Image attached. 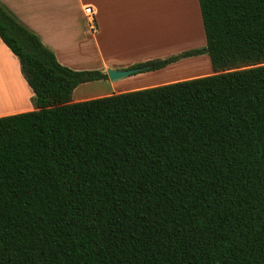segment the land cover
<instances>
[{
  "label": "trees",
  "instance_id": "1",
  "mask_svg": "<svg viewBox=\"0 0 264 264\" xmlns=\"http://www.w3.org/2000/svg\"><path fill=\"white\" fill-rule=\"evenodd\" d=\"M213 74L71 102L75 71L0 3L33 110L0 117V264H264V0H197ZM138 73V74H139Z\"/></svg>",
  "mask_w": 264,
  "mask_h": 264
},
{
  "label": "crops",
  "instance_id": "2",
  "mask_svg": "<svg viewBox=\"0 0 264 264\" xmlns=\"http://www.w3.org/2000/svg\"><path fill=\"white\" fill-rule=\"evenodd\" d=\"M0 3L39 37L41 43L54 53L59 64L75 71H99L106 75L108 69L122 71L133 65L178 56L184 51L199 50L206 45L201 18L197 13V0L195 12L202 35L195 36V41L177 48L175 52L171 43L158 42L164 25L173 23V0H0ZM87 5L94 12V30L90 29V22L83 14V8ZM70 51L74 56H70ZM193 57L185 59H194L189 63L192 67L201 66L200 59L203 58L208 68L206 64L210 63L209 57ZM85 59H90L87 63L91 67L82 66L87 63H78ZM181 61L115 82L107 78L79 85L72 92L71 102L78 103L213 74L211 69L202 74L188 72L190 74L187 76L179 77V71H186ZM5 74L19 88L23 98L15 96L13 100L9 98L4 101L0 94V117L33 110V94L20 74L19 63L0 40V81ZM100 91L105 94H100Z\"/></svg>",
  "mask_w": 264,
  "mask_h": 264
},
{
  "label": "rangeland",
  "instance_id": "3",
  "mask_svg": "<svg viewBox=\"0 0 264 264\" xmlns=\"http://www.w3.org/2000/svg\"><path fill=\"white\" fill-rule=\"evenodd\" d=\"M173 23L164 25V28H162L161 33V38L158 39V42L166 43L169 42L172 44L174 52L178 51L177 48H182L185 45L190 44L191 42L195 41L196 38L195 36H200L202 33L200 32V23L198 20L197 13L199 14V19L200 13L195 12L196 10V0H173ZM198 11V9H197ZM190 19L193 20V25L190 23ZM87 27V26H86ZM160 40V41H159ZM178 45V47H176ZM203 49V48H202ZM183 50L181 49L180 52ZM185 52V51H184ZM183 53V52H182ZM181 54V53H180ZM70 56H74V53L70 51ZM199 56H204L205 58L208 59L207 54H200ZM189 58V57H188ZM194 58V57H193ZM186 58H181V65L186 66V71L184 72L183 70L178 72L179 77L187 76V74H190L188 72H191L192 74H202L204 72H207L211 70L210 63L206 64L208 65V68L206 69L205 64L203 63V58L201 62V66L198 67H192L193 65L189 64L192 63L191 61H194V59H187ZM84 62H78V63H87L90 61L88 60H83ZM82 66L84 67H91L90 64H83ZM23 78V77H22ZM24 80V79H23ZM25 81V80H24ZM2 83L1 87L2 90H0V94L3 95V99H9L13 100L15 96H19V98H23L21 95L19 88H17L16 84L13 82V80L9 77V75H4L0 81ZM79 93V92H78ZM85 93V92H83ZM100 94H105L102 93V91L99 92Z\"/></svg>",
  "mask_w": 264,
  "mask_h": 264
},
{
  "label": "water",
  "instance_id": "4",
  "mask_svg": "<svg viewBox=\"0 0 264 264\" xmlns=\"http://www.w3.org/2000/svg\"><path fill=\"white\" fill-rule=\"evenodd\" d=\"M141 70H142L141 68L126 69L122 71L108 69L106 70V75L109 81L115 82V81L130 77L132 75H135L141 72Z\"/></svg>",
  "mask_w": 264,
  "mask_h": 264
},
{
  "label": "built area",
  "instance_id": "5",
  "mask_svg": "<svg viewBox=\"0 0 264 264\" xmlns=\"http://www.w3.org/2000/svg\"><path fill=\"white\" fill-rule=\"evenodd\" d=\"M83 14L85 15V17L89 20L90 22V29L94 30V26H93V16H94V12L91 6L87 5L83 8Z\"/></svg>",
  "mask_w": 264,
  "mask_h": 264
},
{
  "label": "bare ground",
  "instance_id": "6",
  "mask_svg": "<svg viewBox=\"0 0 264 264\" xmlns=\"http://www.w3.org/2000/svg\"><path fill=\"white\" fill-rule=\"evenodd\" d=\"M189 21H190V23L193 25V20H192V19H190Z\"/></svg>",
  "mask_w": 264,
  "mask_h": 264
}]
</instances>
